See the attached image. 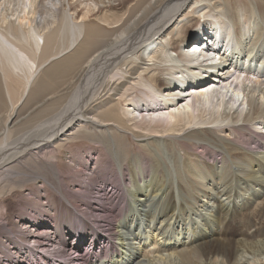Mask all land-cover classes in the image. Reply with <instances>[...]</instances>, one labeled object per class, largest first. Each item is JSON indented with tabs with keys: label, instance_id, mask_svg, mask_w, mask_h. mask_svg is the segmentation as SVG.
I'll list each match as a JSON object with an SVG mask.
<instances>
[{
	"label": "bare ground",
	"instance_id": "6f19581e",
	"mask_svg": "<svg viewBox=\"0 0 264 264\" xmlns=\"http://www.w3.org/2000/svg\"><path fill=\"white\" fill-rule=\"evenodd\" d=\"M208 3L0 0V199L21 202L0 201V264H264V46L248 42L252 8L235 30ZM194 18L196 47L172 54L168 28ZM155 65L167 94L159 70L146 77ZM210 213L212 232L190 240Z\"/></svg>",
	"mask_w": 264,
	"mask_h": 264
},
{
	"label": "rangeland",
	"instance_id": "374dc122",
	"mask_svg": "<svg viewBox=\"0 0 264 264\" xmlns=\"http://www.w3.org/2000/svg\"><path fill=\"white\" fill-rule=\"evenodd\" d=\"M210 1V3H208V8H212L213 6H216L217 8H212V9H206L207 10V13H210V14H212V15H217V13L219 12V11H221V10H224V11H227L228 12V14H225L226 16H227V18H225L226 20H231V18H229L228 17V15H231V17L233 18V20L236 22V26H235V30H238V26H237V23H238V19H236V17H237V14H238V11H240V10H243L244 8H247V9H250V8H252L253 9V11H254V18H256L257 20H258V23H260V24H254V26H255V30H253V29H251V31H250V34H249V36H252L249 40H248V42H249V44H251L252 45V43H253V45H252V47H254V49L256 50V48H257V44L258 43H260V47H261V49H260V51L263 49V46H264V36L261 38L260 37V35H258L257 33L260 31V30H262V33L264 32L263 30H264V28L263 27H261V25L262 26H264V24H263V21H264V0H209ZM240 8V10H238L237 11V9L238 8ZM242 7V8H241ZM236 8V9H235ZM77 14H79V12L77 13ZM193 15V14H192ZM247 16L249 17V15L247 14ZM193 17V16H192ZM229 18V19H228ZM178 18L177 19H175V22L174 23H176V25H178V27H181V25H182V22H179V24H178ZM257 21H255V23H256ZM201 24V20H200V18H194L192 21H190V23H188L187 25H186V29L184 28L183 29V33L182 34H180V35H176V28L175 27H170V28H168V30H167V32H171L172 33V37H171V39H169L167 42V44H170L171 45V48L170 47H166V44L164 45L165 46V48L166 49H170L169 51H171V53L172 54H176L178 51H177V46H178V41L180 42V43H182L181 41H184V45H183V47H182V49H184L185 48V50H192L190 47H191V45L192 44H194V42L195 41H193V39L196 37V34H197V29H199V27H198V25H200ZM257 28H258V30H257ZM260 28V29H259ZM179 29V28H178ZM254 32V33H253ZM253 33V34H252ZM264 34V33H263ZM181 36V37H180ZM208 36H205L204 37V41L207 43L208 41H209V39L207 38ZM260 37V38H259ZM207 38V39H206ZM258 38V39H257ZM185 39V40H184ZM187 39V40H186ZM255 39H257V40H255ZM181 40V41H180ZM258 41V43H256ZM179 43V44H180ZM262 43V44H261ZM256 44V45H255ZM181 46H182V44H180ZM189 47V48H188ZM193 48V47H192ZM257 51V53H259L260 51H259V49H257L256 50ZM256 51H254V52H256ZM174 52V53H173ZM257 56V55H256ZM253 63L254 62H256V60H254V61H252ZM261 62H262V64L264 63V55H263V57H262V60H261ZM151 69H157V71L159 70V73L156 75V81H157V84L159 85V86H161V90H159V92L160 93H164V94H167V90L166 89H164L165 87H163L164 85H166V78L168 77L166 74H165V70H163L162 69V67H161V65H155V66H153V67H149L147 70H146V73H148L147 75H146V77H149V76H151V73L152 72H150L149 73V71L151 70ZM214 73V72H213ZM211 74V73H210ZM264 81V80H263ZM157 86V85H156ZM159 89V88H158ZM168 89V88H167ZM177 90H175L174 92H176ZM177 93V92H176ZM260 93V90L259 91H255V93H254V96L252 97V98H254V99H256V101L258 102L259 100V95H257V94H259ZM177 94H179V93H177ZM136 95H138L137 93H136ZM164 96V98H165V95H163ZM165 101V100H164ZM252 108V107H251ZM253 109V110H252ZM251 109V116H254L253 114H254V111H255V108L253 107ZM227 113H228V111H227ZM226 113V114H227ZM232 113V112H231ZM230 113V115H234L235 113H232L231 114ZM229 115V116H230ZM227 132V131H226ZM226 132L224 131V133L223 132H220V135H224V134H226ZM128 135V134H127ZM224 136H226V135H224ZM133 139V138H132ZM132 139H131V141H132ZM121 142V141H120ZM134 142V141H133ZM86 143H88L85 139H80L79 140V144L80 145H83V144H86ZM135 143H136V141H135ZM121 145H123V142H121L120 143ZM125 144H126V149L128 148V150L130 151V153H135L136 155L137 154H140L141 155V153H140V150H139V148H137L136 147V145H133V144H128L126 141H124V146H125ZM91 145V144H90ZM93 145V144H92ZM190 152H188V154H189ZM132 156V154H130V155H128L127 156V159L128 158H130ZM61 165H63V162H61ZM101 172H103V171H101ZM99 173V172H98ZM117 180H116V178H110L109 180H104V182H103V184H101V183H97V184H101L100 186L102 187L103 185H105V187L104 188H106L107 187V193L108 192H110L109 193V195H113L114 196V194L116 195L117 193H118V191H119V189H118V186H117V182H116ZM155 183V182H154ZM110 187V188H109ZM25 188V187H24ZM109 188V189H108ZM14 190H16V191H19L18 190V188H16V189H14ZM21 190V189H20ZM23 191V190H22ZM23 193H26V190H24L23 191ZM50 193V192H49ZM48 193V194H49ZM52 193H54L53 191H52ZM9 194H6L5 195V197L4 198H2V199H0V201H2L3 199L6 201V202H8V201H10L11 203H16V202H18L17 200L19 199V196H18V193H14V195H9ZM92 195H94V193L92 194ZM8 196V197H7ZM46 196V195H45ZM107 196V195H106ZM43 197V196H42ZM9 198V199H8ZM8 200V201H7ZM42 201L43 202H46L45 201V199H42ZM225 202H227V200L225 201ZM21 203V202H20ZM19 202L17 203V204H20ZM23 203V202H22ZM26 202H24V204H25ZM107 203V202H106ZM228 203H230L231 204V202L230 201H228ZM23 204V205H24ZM109 206H110V204H108ZM45 207H48L47 206V203H45ZM68 207L69 208H71V205L69 204L68 205ZM2 208V209H1ZM11 208V207H10ZM5 209V210H4ZM8 210V207L7 206H5L4 204H1L0 205V224L2 223V221H4L5 219H7L8 218V216L10 215L8 212H7V210ZM15 209H17L16 207H15ZM110 210H109V212L107 213V215L108 214H110V212H111V215H112V217H114V216H116L117 215V213L119 212V210H120V207H119V202H113V204H111V206H110V208H109ZM47 213V212H46ZM74 213H76V215L77 216H80V218L81 217H84V215H83V212L81 211V210H76L75 208H74ZM8 214V215H7ZM115 214V215H114ZM210 216V217H209ZM207 217V216H206ZM212 217V213H210V214H208V217L206 218L207 220L206 221H204V222H202L201 224H198L197 225V231H195L194 233H193V235L191 234L189 237H191L190 238V240H195L196 241V243H199V242H203V238L205 237V236H207V235H209L211 232H212V230H213V227L212 226H209V227H207V229L205 228H203L204 227V224H207V222L210 220V218ZM220 217H221V214L218 212V218L220 219ZM84 219H85V221H87L88 220V217H84ZM41 224V226L40 227H43V223L42 222H40ZM155 223H158V220H156L155 221ZM19 224V223H18ZM218 225H219V222H218ZM201 226V227H200ZM97 227V226H96ZM204 229V230H203ZM210 231V232H209ZM249 232H252V229L249 231ZM198 235V236H197ZM199 238V239H198ZM197 239V240H196ZM17 241V240H16ZM113 241V245L114 246H116V239H114V240H112ZM85 242H87V243H85ZM88 242H89V239H88V236H86L85 237V239L84 240H82V243H81V245H87L88 244ZM68 244V246H69V243H67ZM98 246H99V243H98ZM103 246V245H102ZM81 248V247H80ZM80 248H79V250H80ZM91 250L92 251H94L95 249H93V248H91ZM26 252H28V251H26ZM1 255V254H0ZM7 255H9V254H7ZM57 255H58V252H57ZM2 256V255H1ZM24 257V256H23ZM53 257V259H54V256H52ZM24 258H27V257H24ZM64 261H65V259H63ZM62 261V259H60V262ZM63 264V263H62Z\"/></svg>",
	"mask_w": 264,
	"mask_h": 264
}]
</instances>
